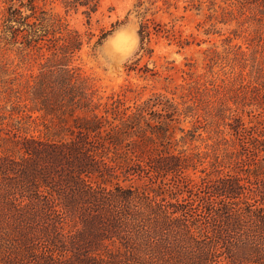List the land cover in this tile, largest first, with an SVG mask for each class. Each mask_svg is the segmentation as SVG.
Wrapping results in <instances>:
<instances>
[{"label":"trees","instance_id":"16d2710c","mask_svg":"<svg viewBox=\"0 0 264 264\" xmlns=\"http://www.w3.org/2000/svg\"><path fill=\"white\" fill-rule=\"evenodd\" d=\"M61 1L88 21L100 4ZM40 2L6 0L0 25V56L36 67L24 76L0 61V264H264V46L229 87L131 106L123 92L100 114L74 66L93 34ZM232 5L238 16L222 18L243 26L249 13L264 34V0ZM135 9L141 46L150 28L188 44ZM208 127L206 151L186 147L201 130L212 139Z\"/></svg>","mask_w":264,"mask_h":264},{"label":"rangeland","instance_id":"374dc122","mask_svg":"<svg viewBox=\"0 0 264 264\" xmlns=\"http://www.w3.org/2000/svg\"><path fill=\"white\" fill-rule=\"evenodd\" d=\"M6 0H0V25ZM138 0H100L98 10L88 21L82 13L70 11L65 14L61 0H44L45 8L54 14L64 17L70 28L80 33L89 32L93 38L89 45H84L74 63L80 77L85 79L96 93V99L101 105L98 113H103L105 104H109L112 96L125 92L126 105L140 103L153 94H164L180 102V96L188 92L190 86L196 83L205 85L209 89L216 85L229 87L242 72L246 77L249 72V62L252 56L259 58L258 50L264 46V34L254 33L251 21L238 26L233 17L222 18L224 10H230L238 16L235 0H141L143 6L150 8L147 14L157 24L173 28L176 35L188 41L181 45L164 32L155 35L150 28L149 41L140 45L138 36L140 19L136 17L135 5ZM231 20L224 24L223 20ZM110 34L98 46H94L101 34ZM134 34L135 48L129 58L121 62L115 51L114 39L117 34ZM126 41L120 42V47L126 46ZM147 49L146 51L142 49ZM257 52L253 54V52ZM241 54H245L248 61H244ZM12 62L10 70L28 76L36 71L33 63L22 62L17 54L5 53L0 61ZM131 67V68H130ZM147 69L149 72H141ZM133 69V70H132ZM153 74V75H151ZM5 106L0 101V107ZM229 106L233 108L232 103ZM9 109V105L6 107ZM246 119V117L244 116ZM221 123L219 118H216ZM190 128V123L184 124ZM220 129H224L220 126ZM30 130L37 132L33 127ZM39 130V129H38ZM208 133L200 131L201 139L193 141L186 147H196L199 151H206V146L212 145L216 139L214 128L208 127ZM225 134V133H224ZM177 134L176 138H179ZM197 176L202 174L196 173ZM195 175V176H196ZM195 176H193L195 178Z\"/></svg>","mask_w":264,"mask_h":264},{"label":"clouds","instance_id":"9594fccd","mask_svg":"<svg viewBox=\"0 0 264 264\" xmlns=\"http://www.w3.org/2000/svg\"><path fill=\"white\" fill-rule=\"evenodd\" d=\"M121 41L127 42L125 47L119 46ZM113 43L115 46V51L120 56L121 62H123L131 56L136 45V37L134 34L125 35L124 33H119L116 35Z\"/></svg>","mask_w":264,"mask_h":264}]
</instances>
